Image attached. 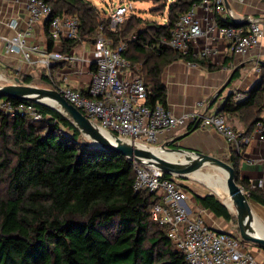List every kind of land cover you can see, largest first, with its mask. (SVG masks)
Instances as JSON below:
<instances>
[{
    "label": "trees",
    "instance_id": "1",
    "mask_svg": "<svg viewBox=\"0 0 264 264\" xmlns=\"http://www.w3.org/2000/svg\"><path fill=\"white\" fill-rule=\"evenodd\" d=\"M44 1L51 5L52 17L70 15L80 20L79 37L64 40L65 52H70L79 38L93 40L103 26L115 48L127 42L124 55L133 70L137 65L144 73L141 77L149 88L148 103L167 106L162 72L168 63L183 57L165 41L180 16L201 0H175L166 23L149 24L131 39L111 32L108 35L109 24L100 21L98 8L88 0ZM215 18L220 25H236L228 18ZM48 38L51 50L53 39L51 35ZM132 45L135 55L130 53ZM185 59L205 64L204 60ZM238 74L236 70L232 79ZM34 103L44 120L12 117L0 111V180L7 185L6 193L0 196V264H188L167 236V226L152 219L151 210L159 198L133 190V161L80 143L81 130L72 118L54 106ZM246 109L253 111L245 131L250 133L256 122L264 119V67L260 81L240 100L231 94L220 113ZM45 120L47 125H38ZM241 159L231 148L226 162L235 168L237 183L249 197L264 205V190L252 188L250 180L240 176ZM165 176L172 178L170 172ZM197 200L218 217L227 221L236 218L213 194L197 196Z\"/></svg>",
    "mask_w": 264,
    "mask_h": 264
},
{
    "label": "built area",
    "instance_id": "2",
    "mask_svg": "<svg viewBox=\"0 0 264 264\" xmlns=\"http://www.w3.org/2000/svg\"><path fill=\"white\" fill-rule=\"evenodd\" d=\"M25 5L26 31H17L12 37L0 36L8 52L23 54L24 59L34 65V55L41 52L40 45L28 44L34 26L43 19L49 20V32L53 40H74L79 37L80 20L76 16L63 15L52 17L53 9L44 0H17ZM245 2L246 0H239ZM221 16L226 11L225 0H201L189 11L180 16L173 26L171 37L165 43L180 54L190 65H198L185 58L202 60L217 53L213 45L194 49L195 42L215 33L218 38L230 43L231 51L237 55H248L259 44L263 35L262 25L250 22L249 27L242 25H220L208 20L203 25L197 9ZM127 7L119 5L110 14L111 30L116 31L117 24ZM222 17V16H221ZM224 19V18H223ZM13 29L18 28L17 20L8 22ZM92 80L85 91L68 85H56L58 91L70 104L78 108L101 130L113 133L120 140L137 147L149 149L159 137L167 132L184 127L211 129L219 133L230 148L244 155L243 147L252 140L264 143V119L258 120L250 133L234 128L222 113H203L204 103L180 115H176L164 104L148 103L149 88L140 75L129 77L133 65L124 55L127 42H121L116 48L111 38L106 36L100 26L95 40ZM73 53L61 51L45 52L42 63L50 67L54 62H76ZM127 71V72H126ZM262 74V66H256ZM235 93V99L243 98ZM0 111L12 117L20 116L34 121L44 120L40 108L30 100L14 101L0 98ZM109 130V131H108ZM264 159V158H263ZM135 178L133 190L149 192L159 198L151 210L152 219L167 226V236L175 242L188 264H260L254 254L246 247L239 233L219 231L211 228L200 215L190 216L184 202L188 191L172 178H167L163 170L155 166L133 161Z\"/></svg>",
    "mask_w": 264,
    "mask_h": 264
},
{
    "label": "crops",
    "instance_id": "3",
    "mask_svg": "<svg viewBox=\"0 0 264 264\" xmlns=\"http://www.w3.org/2000/svg\"><path fill=\"white\" fill-rule=\"evenodd\" d=\"M225 4L226 11L220 14L224 19L228 18L232 23L244 27H249L250 22H258L262 25L263 35L260 44L248 55H237L231 51L230 43L227 40L218 38L213 33L198 39L194 44L196 50L202 49L206 45H213L216 48V54L202 59L205 64L193 66L182 58L168 63L162 72V82L166 87L167 107L176 115L194 109L199 102L204 103L201 108L203 113L217 112L223 108L228 96L235 92H239L240 96H243L260 81L261 74L256 71V66L260 64L264 67V0H246L245 2L225 0ZM197 14L203 25L207 23L205 17L210 21L216 17L214 14L206 13L203 8H198ZM26 15L25 5L22 2L0 0V36L12 37L17 31H26ZM12 20H17V29L8 25V22ZM49 36L48 20L43 19L34 26L28 37L30 46L40 45L41 52L34 55V65H30L24 59L23 54L8 52L6 44L0 43V65L10 73L24 74L26 77L44 73L45 76L50 77L49 83L52 88L56 85H68L85 91L95 70L93 60L96 39L81 40L79 38L77 40L76 45L68 52L77 56L76 62L60 61L54 62L50 67H44L42 60L45 52L61 51L63 54H68L65 52L62 40H53V47L50 50ZM236 70L239 74L235 79H232ZM127 74L129 77L136 75L134 71H129ZM14 78L16 83L22 84L20 78ZM252 113V110L246 109L241 113H225L224 116L234 128L245 132L249 129ZM153 145L149 149L157 152L162 148L185 149L200 151L220 158L228 159L231 156V148L219 133L211 129L190 126L161 135ZM155 147L158 150H155ZM243 150L244 155L239 164L240 176L248 178L252 188L264 190V143L252 140L244 145ZM193 173L192 170H185L181 173L183 177L172 176L188 191V199L184 205L189 215L192 217L202 216L205 222L215 230L238 233L239 229L232 220L227 221L223 217H218L211 210L204 208L197 200V196L204 197L208 194L215 195V193L204 192L194 186L190 179ZM217 198L223 204H227L219 197ZM251 207L258 210L260 218L264 221V205L251 199ZM245 245L254 254L257 261L264 264V248L254 243H245Z\"/></svg>",
    "mask_w": 264,
    "mask_h": 264
},
{
    "label": "water",
    "instance_id": "4",
    "mask_svg": "<svg viewBox=\"0 0 264 264\" xmlns=\"http://www.w3.org/2000/svg\"><path fill=\"white\" fill-rule=\"evenodd\" d=\"M236 25L238 26L239 24ZM32 96L51 99L61 105L68 112V116L72 118L79 127L83 128L90 136L96 139L106 151L124 155L132 161L158 167L163 170L164 173L191 170L204 164L215 166L224 171L226 173L228 193L236 209L240 236L244 241L254 243L264 248V236L255 234L250 226H248V216L253 215L249 193L245 192L242 186L237 183L235 168L222 158L196 150L162 148L160 152H156L151 149L140 148L124 142L116 136H107L94 122L85 116L78 108L70 104L54 89L34 87L20 83L0 86V98H18L20 100L39 102L32 99ZM222 109L223 108L217 110V113H220ZM161 154L172 155V157L176 158H164Z\"/></svg>",
    "mask_w": 264,
    "mask_h": 264
},
{
    "label": "rangeland",
    "instance_id": "5",
    "mask_svg": "<svg viewBox=\"0 0 264 264\" xmlns=\"http://www.w3.org/2000/svg\"><path fill=\"white\" fill-rule=\"evenodd\" d=\"M88 1L92 2V4L96 6V8H98L99 10L98 17L100 21L103 20L104 24H109L107 29L108 35L111 32L117 34L118 37H122L124 39H131L136 31L140 29L146 30L149 24L158 25V24L166 23L169 16V6L175 0H88ZM119 5L126 6L128 10L123 14L121 20L117 24L116 31H112L111 23L109 22L110 14ZM92 37L93 39H96L97 32L96 34L94 33ZM130 53L132 55L136 54L133 45L130 46ZM133 71L136 75H140V76L144 75V73L140 70V68L137 65L134 67ZM22 75H17L16 73H10L6 68L0 65V86L8 85L7 83L16 84L14 77H18L20 78L21 83L24 85L52 89V86L49 83L51 81L50 77L45 76L44 73H39L38 76L37 75L33 77L30 76L29 77L31 79L30 82H27L25 80L28 77L24 76V74ZM236 94L238 95L239 92H237ZM31 98L41 103L54 106L65 115H68V112L61 105H59L58 103H56L51 99H46L38 96H32ZM38 125L39 126L47 125V120L38 123ZM80 130H81V136L79 138L80 143H84L95 147H101V144L92 136H90L83 128L80 127ZM63 131L70 136L72 135L71 130H69L68 128H63ZM109 134L114 137L116 136L113 133H109ZM152 146L154 145L152 144L150 147ZM1 147H2V140L0 138V148ZM155 150H158V148L155 147ZM161 156L170 159L176 158V157H172V155H167V154H161ZM222 159L224 161H227L226 157H223ZM191 170L194 173L191 175L190 179L192 180L194 186L199 187L204 192H208V191L213 192L217 197L223 200L222 196H224L223 194L228 193V189L226 184V178L224 177L225 175L222 170H220L215 166L207 165V164L195 167ZM182 172L184 171L171 172V175L178 177V175H181ZM6 189H7V185L5 181L0 180V196H3L6 193ZM226 206H229L228 207L229 210L236 216V209L233 202H232V207L227 204ZM253 211H254L253 215H249V219L253 220L254 222L257 221L261 226L264 227V221L260 218V214L258 210L254 207ZM233 222L238 227L237 216L233 220ZM244 242L248 243L246 241Z\"/></svg>",
    "mask_w": 264,
    "mask_h": 264
},
{
    "label": "bare ground",
    "instance_id": "6",
    "mask_svg": "<svg viewBox=\"0 0 264 264\" xmlns=\"http://www.w3.org/2000/svg\"><path fill=\"white\" fill-rule=\"evenodd\" d=\"M107 136H110V137H112L107 131H104V130H102ZM157 152V151H156ZM223 173H224V177L226 178V173L223 171ZM207 175H209V174H207ZM211 175V174H210ZM223 182V181H222ZM223 194V193H222ZM224 196H222L223 197V201L225 202V203H227V204H229L231 207H232V200H231V196L229 195V193H227V194H223ZM254 212V211H253ZM247 221H248V226H250V228L253 230V232L255 233V234H260V235H263L264 236V227L263 226H261L257 221H253V220H251V219H249V216H248V219H247Z\"/></svg>",
    "mask_w": 264,
    "mask_h": 264
}]
</instances>
